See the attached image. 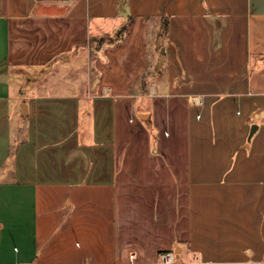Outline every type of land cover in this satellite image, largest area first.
Instances as JSON below:
<instances>
[{
	"label": "crops",
	"instance_id": "1",
	"mask_svg": "<svg viewBox=\"0 0 264 264\" xmlns=\"http://www.w3.org/2000/svg\"><path fill=\"white\" fill-rule=\"evenodd\" d=\"M262 74L264 0H0V264H264Z\"/></svg>",
	"mask_w": 264,
	"mask_h": 264
},
{
	"label": "built area",
	"instance_id": "2",
	"mask_svg": "<svg viewBox=\"0 0 264 264\" xmlns=\"http://www.w3.org/2000/svg\"><path fill=\"white\" fill-rule=\"evenodd\" d=\"M197 100V99H196ZM199 102V101H195ZM159 263L160 264H174L175 256L172 250H165L159 253Z\"/></svg>",
	"mask_w": 264,
	"mask_h": 264
},
{
	"label": "water",
	"instance_id": "3",
	"mask_svg": "<svg viewBox=\"0 0 264 264\" xmlns=\"http://www.w3.org/2000/svg\"><path fill=\"white\" fill-rule=\"evenodd\" d=\"M22 109L25 111V103L22 104ZM139 116L141 118L145 119L146 114L145 113H140ZM257 127L258 126H257L256 123L251 124L250 129H249V133H248V136H247V141L250 140L252 134L256 131ZM245 145H247V144H245Z\"/></svg>",
	"mask_w": 264,
	"mask_h": 264
},
{
	"label": "trees",
	"instance_id": "4",
	"mask_svg": "<svg viewBox=\"0 0 264 264\" xmlns=\"http://www.w3.org/2000/svg\"><path fill=\"white\" fill-rule=\"evenodd\" d=\"M128 25H129V22L127 21L117 32H116V34H115V36H117V35H123L124 33H125V31L127 30V28H128ZM103 41V39L102 38H100L99 40H98V42L99 43H101Z\"/></svg>",
	"mask_w": 264,
	"mask_h": 264
},
{
	"label": "rangeland",
	"instance_id": "5",
	"mask_svg": "<svg viewBox=\"0 0 264 264\" xmlns=\"http://www.w3.org/2000/svg\"><path fill=\"white\" fill-rule=\"evenodd\" d=\"M128 29V28H127ZM104 39V38H103ZM262 77H264V74L261 75Z\"/></svg>",
	"mask_w": 264,
	"mask_h": 264
}]
</instances>
